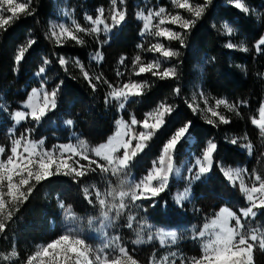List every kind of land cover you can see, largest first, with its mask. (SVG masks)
<instances>
[{"label": "trees", "instance_id": "obj_1", "mask_svg": "<svg viewBox=\"0 0 264 264\" xmlns=\"http://www.w3.org/2000/svg\"><path fill=\"white\" fill-rule=\"evenodd\" d=\"M246 1L252 9L260 8V0ZM109 2L85 0L83 7L90 11L105 10L111 8ZM119 2L125 20L113 26L110 18H106L107 23L113 26L109 35L93 37L85 40L84 44H78L73 40L60 43L54 37L50 27L54 0H26V13L0 28L1 122L12 123L9 118H4L3 103L11 110L18 108L27 100L31 90L41 85L36 77L41 67L45 68L43 83L46 89L57 91L56 107L46 114L37 128L40 132L36 138L45 137L46 145L57 140L54 135L68 141L69 135L75 134L86 144L99 146L116 132L121 116L141 122L159 104L169 105L173 111L166 115L163 126L154 131L147 149L140 156H160L164 144L175 131L191 122L187 137L176 148L177 161L185 156L202 155L209 142L217 145L210 171L191 182L197 212L200 216H211L223 206H228L239 213L240 209L248 206V200L237 184L227 181L221 164L242 165L250 171L264 165V132L252 123L264 106V46L258 50L259 41L264 37V18L256 20L238 11L230 0L202 2L203 15L190 29L178 30L183 43L180 40H163L166 48L178 53L164 58L150 50L153 46L145 38L143 23L137 15L141 0ZM147 2L168 4L167 0ZM224 21L236 27L240 37L246 41V50H230L226 46L228 37L221 31ZM30 40L34 43L29 47ZM22 47L27 51L17 63L15 56ZM61 58L66 62L63 65L59 62ZM75 59L82 63L81 67ZM152 62L159 64L155 71L171 67L176 75L161 78L153 76L152 72L138 74L141 64ZM201 64L204 65L201 86L207 98L225 99L234 106V110L222 112L228 123L205 115L201 110L194 111L189 105V85L198 79ZM83 70L90 75L88 79L84 77ZM131 82L143 85V92L124 101L121 108L110 93ZM67 119L73 122L69 126L63 125ZM209 120L213 122L209 123ZM53 122L56 126H52ZM243 139L251 145V152L243 147ZM86 179L87 175H55L39 183L33 181L34 187L28 199L22 204L10 205L8 209L13 216L6 221L5 232L0 233V264H26L27 258L40 245L65 233L59 222L58 198L76 214L87 216L91 208L82 188ZM175 188L177 185L171 183L161 192L156 203L148 201L149 214L155 222H163L161 214L183 210L172 201ZM255 222L254 227L264 237V208L259 211ZM148 249L141 252L146 257L139 258L144 264H149L148 255L153 254L152 248ZM185 249L191 252L188 245ZM254 259L255 264H264V248L259 244L254 249Z\"/></svg>", "mask_w": 264, "mask_h": 264}, {"label": "rangeland", "instance_id": "obj_2", "mask_svg": "<svg viewBox=\"0 0 264 264\" xmlns=\"http://www.w3.org/2000/svg\"><path fill=\"white\" fill-rule=\"evenodd\" d=\"M83 1L85 0H54V11L50 19V27L52 33H56L54 37L58 40V42L61 43L65 42L66 40H73L71 37H68L66 33H62V29L72 32L73 35L76 36V40L73 41H76L78 44H84L85 40H92L93 37L100 38L101 36H107L111 33L113 26L110 23H107L106 18H110L109 20L113 22L112 16L114 10L122 11L124 13L119 0H116L115 5H113L112 0H109V5L111 8L103 10L102 13L100 12L101 8H98L94 11L86 9L83 7ZM167 1L168 4L162 5L159 2H147V0H141V3L137 6L138 18L141 19L143 23V32L145 38L151 42V47L157 43L163 45V40L167 39L163 37H157L155 35V32L157 31V25H160L161 18H165V23L160 26L167 27L178 33V30L182 27L179 24H171L168 22L170 17L179 14L181 17H183V19H192V13L185 9H180L176 0ZM206 1L208 0H189V3L195 7L196 5L203 6L202 2ZM15 2L26 3V0H15ZM240 2L248 9L247 12L235 7L236 0H230V4L238 11L245 12L247 15L255 17L256 20L261 21L262 18H264V15L262 17V13H264V0H260L259 9H252L250 7V3H248L246 0H240ZM4 7L6 8L7 6L5 5ZM161 8L164 9L163 17H158L155 15V13ZM150 13L152 14L151 24L148 29H145V18L148 17ZM2 14L5 18L11 15V13L7 11H4ZM98 16L103 21V23L97 26L92 23V20H95ZM88 17H92V20H89ZM104 24H108L110 26L111 30L109 32H105L103 30ZM225 25H227V28ZM95 27H99L100 31H92V29ZM228 28H230L231 31H228ZM221 31L228 37L226 46L228 47L229 44L233 46L231 48L228 47L230 50H235L237 48H242L243 50L247 49L246 41L243 37H240L234 25L224 21L221 24ZM163 46L166 48L165 45ZM74 61L81 67L82 63L78 59H75ZM203 68L204 65L201 64L198 73V79L193 84L190 83L189 85L188 95L191 99L189 105L195 110H201V112L205 115L219 119L220 115L223 116L222 112L234 110V106L225 99L207 98L201 86V82L204 77ZM166 69L172 68L168 67ZM83 71L84 73L87 72V70ZM43 74L44 72L40 74H38V72L36 73V77L40 80L41 85L39 87H34L40 91L41 103L44 91L51 94V92L46 89V86L43 83ZM89 76L90 75L88 74V77ZM31 93L32 90L29 93L28 98ZM28 98L26 101L20 104V107L14 108L12 110L10 109L9 105L4 103L2 105V110L6 112L4 118H9L12 123L11 125H8L6 123H2V119H0V147L5 149V152L0 154V160H6L7 156L11 155L12 141L21 139L22 135L25 136L27 141H31L38 145V152H53L57 158L61 157V145H72L76 147L77 152L81 154L73 155L69 163L71 167H75L80 171H85V175H87V181L82 188L84 190H88L87 192L84 191V194L89 200L91 211L89 214H87V216L78 215L73 212L70 207L65 206L58 198L57 200L60 218L59 222L62 225V228L65 230L64 234H76L85 241L86 245H88L91 249L89 254L91 259L94 260L96 255H101V258H103V255L109 256L110 259L115 258L117 255H119V247H124L129 255L135 259L137 264H144L139 261V258H145L146 254H142L141 252L149 250L148 248H152L153 254L150 256L148 255L149 264H191L193 258H198L203 255V245L207 243L209 239H214L215 231H219L218 227L215 230H205L204 226L211 225L213 221L217 220L221 215L222 209H229L235 212L228 206H223L211 216H200V214L197 212L195 207V197L193 195L191 185L194 181L207 174L205 173L198 176L199 165L196 164V161L198 159L202 160L203 154H194L193 158L185 156L179 161L176 160L175 156V151L178 144L187 137L188 132L184 138L178 142L173 150L172 156L166 157V159L161 163L159 158L163 154V149L161 151V155L158 157L154 155L149 158L140 156V154L143 153L145 149H147L151 139L150 138L146 142L144 149L137 153L127 168H124L123 166L117 167L115 162L122 158L124 151L122 148L120 150L117 149V153L113 154L112 163H107L103 156L97 157L95 154V149L100 148L101 145L108 146L109 142L114 140L117 133L121 130L137 137V139L132 140L131 144V147L135 148L136 143L139 142V133L141 131H147L143 128L142 123L132 125L131 120L133 118L127 120L124 118V116H121L118 121L122 122V124L117 123L116 132L107 140V142L99 146H90L83 142L79 136L75 134L69 135L68 141L60 140L61 137L54 135L53 137L57 138V140L51 141L50 145H46V138H36V134L37 132H40L37 131V128L40 126L42 119L48 112L40 119L39 122L32 121L30 117L20 121L19 123H17L14 119L15 112L30 111V109L27 108ZM218 100H223L225 103L217 105L216 102ZM121 103L124 104V101H118V104ZM156 109L157 107L151 112H154ZM209 109H212L219 115L214 117ZM259 118L260 113L255 119ZM68 120L69 119L63 122V125L69 126L67 123ZM122 125H126L127 127L122 128ZM52 126H56L54 122L52 123ZM259 129L261 128L259 127ZM4 131L5 133H3ZM123 139L127 140L129 139V136L125 135L123 136ZM41 141H43L42 144L40 143ZM244 141H246V139H243V142ZM247 145L250 144L248 142L243 143V147L249 150V148L246 147ZM18 150L21 152L23 151V141ZM249 152H251V150H249ZM67 155L68 154L65 153L64 158H67ZM84 156H87V159H84ZM154 166L160 167L162 171H167L169 173L168 182L165 184L164 190L162 192L168 189L171 183H175L177 188L174 189L172 201L176 207L183 209L180 213L174 214V212H171L170 214L166 215L161 214L160 216H162L163 220L162 223H157L150 217L148 207V201L153 200L154 203H156V200L158 199L161 192L156 197L147 198L140 197L139 193H137V184ZM101 168L104 170L101 171ZM221 168L223 173L229 169L233 171H240L239 177L234 181L229 180L226 177L230 183L237 184L239 187L241 185V181L249 189L253 186L259 187V181L255 179L257 176H259L261 180H264V165L262 167H258L254 171H250L242 165L226 166L225 164H221ZM173 169H179V174L174 173L172 171ZM52 170L55 172V166H53ZM258 172L261 173V175H259ZM55 175L65 174L56 173L45 179L51 178ZM153 186H159L158 182L153 181ZM24 191H27V186L24 188ZM125 193L128 195L123 196ZM185 193H187L186 197H184ZM243 193L247 198V194L245 192ZM132 195H135L136 199H131ZM178 196L184 197V199L178 201ZM61 205H63V207H61ZM248 206H250L249 201ZM259 211L257 212V215ZM235 213L238 216H241L240 210L239 213ZM69 216L71 218H69ZM256 217H249L245 219L241 216V221L244 224L245 235H251L253 230H255L258 237H262L260 230L254 227L256 224ZM229 226L236 227L235 220H229ZM169 232L176 234L175 242H173L170 236H165V242L161 243V234ZM200 232H204L205 236L199 237ZM137 240H142L143 242L137 244L135 243ZM258 244L259 243L257 242L253 247L251 264H255L254 249ZM44 245L46 244L40 245L36 251H38L40 247ZM187 245L190 247L191 252L185 249ZM100 249L103 250L102 253L99 251ZM217 264H223V262L218 261Z\"/></svg>", "mask_w": 264, "mask_h": 264}, {"label": "snow or ice", "instance_id": "obj_3", "mask_svg": "<svg viewBox=\"0 0 264 264\" xmlns=\"http://www.w3.org/2000/svg\"><path fill=\"white\" fill-rule=\"evenodd\" d=\"M178 7L180 9H185L192 13L193 19H183L179 14L171 16L169 21L171 24H179L183 29H190L204 13V6L196 5L193 7L189 3V0H176ZM211 3V0H208ZM113 5L116 4V0H112ZM7 6L6 8L4 6ZM235 7L242 9L247 12L248 9L240 2L236 0ZM28 9V4L26 3H16L15 0H0V28H5L9 25L14 18H17L21 13H26ZM7 11L11 15L5 18L3 12ZM103 12V9L100 10ZM164 9L161 8L155 13L158 17H163ZM152 14L150 13L148 17L145 18V29H148L151 24ZM92 20V17H88ZM113 26L120 25L125 20V14L122 11H115L112 16ZM94 25H100L103 21L98 16L95 20H92ZM165 23V18L160 19V25ZM157 25V31L155 35L157 37L167 38L168 40H180L183 43V38L180 33L172 31L167 27H162ZM227 28V25H225ZM103 30L109 32L111 30L108 24H104ZM94 32L100 31L99 27L92 29ZM228 31H231L228 28ZM62 33H66L68 37L76 40V36L72 32H68L66 29H62ZM53 35H56L54 32ZM34 41H29L28 46L30 47ZM261 46H264V37L261 38L258 44V50ZM228 47H233L231 44ZM151 51L160 53L164 58H171L176 56L178 53L172 51L171 49H166L160 43L155 44ZM27 48H20L15 56V61L19 63L25 53ZM137 61L140 60L139 57L136 58ZM60 64L65 63L64 59H60ZM123 62V58L122 61ZM48 61H45L47 64ZM154 69H159L158 63H148L141 64L139 67V73L152 72L153 76H158L161 78L174 77L176 75L173 69H164L163 71H155ZM44 68L39 69L38 74L44 72ZM84 77L88 79L87 72L84 73ZM99 79V77H97ZM94 87V85H93ZM143 92V85L135 82L126 83L122 88L113 90L110 95L113 99L118 101H127L132 96L141 95ZM56 95L57 91L53 90L51 94L44 91L42 95V103L40 91L36 88L32 89V93L28 98L27 108L30 111H17L14 114V119L17 123L30 117L32 121L39 122L40 119L51 109L56 107ZM217 105L224 104L225 101L218 100ZM120 107L123 108L124 104L121 103ZM195 111V109H193ZM173 111L172 107L166 104H160L154 112L147 114L146 118L139 122L135 118L131 120L132 125L142 123L143 128L147 131H141L139 133L138 141L135 148L131 147L132 140L137 139L134 135L126 133L123 130L119 131L114 138V140L109 142L108 146L101 145L100 148L95 149V154L97 157L103 156L107 163H112V156L117 153V149L121 148L123 151V156L121 159L116 161V166H123L127 168L131 160L137 155V153L144 149L146 142L152 137L153 131L160 129L165 123L166 115ZM212 115L218 116L219 114L212 109H209ZM151 120V122H150ZM219 120L223 123H228L224 116L220 115ZM212 123V120L208 121ZM67 123L71 125L72 120H68ZM118 124L122 122L118 121ZM252 123L258 125L262 132H264V106L260 108V118L253 119ZM191 125V122L184 124L179 127L177 131L171 136V138L163 146V154L160 156V163L163 162L166 157H171L173 150L178 144V142L184 138L187 131ZM126 125H122V128H126ZM128 135L129 139H123V136ZM23 141V151H19ZM41 144L43 141L40 142ZM233 143H236L233 140ZM38 145L27 141L25 136L22 135L21 139H16L12 141L11 155L7 156L6 160H0V233H4L6 230V221L12 219L13 213L8 210L10 205L22 204L28 199V195L32 192L34 184L43 181L45 178L50 177L56 173H63L65 175H75L77 177L84 176L85 171H80L75 167L70 166V159L73 155H80L77 152L75 146L72 145H61V157L57 158L53 152L37 151ZM217 145L209 142L206 150L203 152V159H198L196 164L199 165L198 176L208 173L209 169L212 167L213 153ZM246 147L251 150V146ZM5 149L0 147V154H3ZM67 153V158L65 157ZM87 159V156H84ZM92 163V162H90ZM55 166V172L52 170ZM83 167V166H81ZM104 169L101 168V171ZM174 173L179 174V169H173ZM224 175L229 180H235L239 177V170H227ZM169 173L167 171H162L160 167H153L148 174L141 179L137 184V190L140 197H156L160 192L164 190L165 184L168 182ZM259 181V187L253 186L252 188H247L241 181V191L247 194V199L249 205L247 208L240 209L241 216L245 219L249 217H256L257 212L264 208V180H261L259 176L255 178ZM153 181H157L159 186H153ZM27 186V191L24 188ZM6 188V191H5ZM85 192L88 190L85 189ZM125 193L123 196H127ZM187 193L184 194V197ZM184 197L178 196L177 200H183ZM131 199H136L135 195L131 196ZM63 207V205H61ZM241 216H238L235 212L229 209H222L220 217L213 221L211 225H205V230H215L217 227L219 231H215V238L209 239L207 243L203 245V255L198 258H193L191 264H217V262H223V264H251L252 252L254 245L258 242L261 248H264V237H258L255 230H253L251 235H245L244 224L241 221ZM69 218H71L69 216ZM229 220H235L236 227L229 226ZM170 236L175 242L176 234L173 232L161 234V243H164V237ZM205 233L200 232L199 237H204ZM251 241V242H250ZM142 240H137L135 243H142ZM101 253L103 250H99ZM119 255L115 258H109L107 255H96L95 259L90 258L91 249L86 245L85 241L81 239L76 234H64L60 235L57 239L51 241L50 243L41 246L40 249L34 252L31 256L27 258L26 264H137L135 259L124 247H119ZM13 256L16 255L15 252L12 253Z\"/></svg>", "mask_w": 264, "mask_h": 264}]
</instances>
